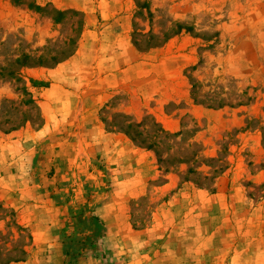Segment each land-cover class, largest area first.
<instances>
[{"label": "rangeland", "instance_id": "1", "mask_svg": "<svg viewBox=\"0 0 264 264\" xmlns=\"http://www.w3.org/2000/svg\"><path fill=\"white\" fill-rule=\"evenodd\" d=\"M100 1L0 0V132L43 126L44 96L31 91L28 69L55 67L75 53L87 15L100 18ZM116 1L128 17L121 23L143 55L135 57V64H143L134 77L143 73L145 81L115 93L101 118L107 129L121 130L107 132H121L153 152L145 167L155 177L131 203L130 219L138 226L152 222L160 204L155 186L169 175L208 192L225 189L229 179L227 210L217 215L230 226V249L224 250L232 251L237 264L239 251L254 254V226L264 223V183L255 181L264 177V0ZM153 77L163 81L156 85ZM153 85L172 96L161 101L149 93ZM129 100L131 112L119 110ZM194 105L206 112L195 117ZM103 174L113 175L106 169ZM20 188L15 201L0 198V264L38 253L31 232L40 218L30 205L36 200L21 196Z\"/></svg>", "mask_w": 264, "mask_h": 264}, {"label": "crops", "instance_id": "2", "mask_svg": "<svg viewBox=\"0 0 264 264\" xmlns=\"http://www.w3.org/2000/svg\"><path fill=\"white\" fill-rule=\"evenodd\" d=\"M98 8L100 18L87 15V29L75 53L55 67L28 69L33 79L47 83L31 85V91L44 96L43 126L0 132V146L7 150L0 153V198L15 201L20 186L21 196L36 200L30 204L40 217L31 225L32 247L43 253L40 259L35 251L27 260L9 264H39L44 259L68 264L71 246L65 238L75 230L76 215L99 217L89 230H103L96 245L82 251L73 264H233L236 257L227 251L231 229L217 215L227 210L229 179L225 189L208 192L192 180L182 184L179 176L169 175L155 186L160 204L152 222L138 226L131 221V203L155 178L147 176L145 167L153 152L121 132H107L121 130L107 129L101 110L115 93L131 92L137 88L133 83L145 81L143 73L134 77L143 64H135V57L143 55L133 46L128 25L121 23L128 18L121 16L123 4L101 0ZM98 23L99 31L92 28ZM150 81L157 85L163 80ZM147 88L161 101L164 95L172 96L154 85ZM131 107L129 100L119 110L131 112ZM191 111L195 117L206 112L195 105ZM105 169L113 175H104ZM255 181L260 185L264 177ZM253 235L254 254L239 251L237 264H264V223L254 226Z\"/></svg>", "mask_w": 264, "mask_h": 264}, {"label": "trees", "instance_id": "3", "mask_svg": "<svg viewBox=\"0 0 264 264\" xmlns=\"http://www.w3.org/2000/svg\"><path fill=\"white\" fill-rule=\"evenodd\" d=\"M32 84L34 86H46V82L38 81L35 79H32ZM163 132L168 136L170 133L168 131L163 130ZM99 217L92 216L89 218V220L85 223L84 216L82 215H76L73 217V226L75 230L70 231V233L65 238V242L67 245H70L71 247L67 248L68 253V264H73L75 259L82 253V251L86 250L89 247H93L96 244V241L98 239V236L102 234V227H99L96 229L95 232H91L89 230L91 222L99 221ZM84 227L82 228V226ZM82 231H79V230ZM84 230V231H83ZM71 252V253H70ZM15 261H22L21 259H17Z\"/></svg>", "mask_w": 264, "mask_h": 264}]
</instances>
